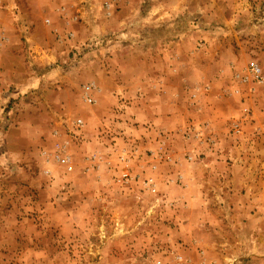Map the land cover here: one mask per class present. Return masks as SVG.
Listing matches in <instances>:
<instances>
[{
	"label": "rangeland",
	"instance_id": "374dc122",
	"mask_svg": "<svg viewBox=\"0 0 264 264\" xmlns=\"http://www.w3.org/2000/svg\"><path fill=\"white\" fill-rule=\"evenodd\" d=\"M0 264H264V0H0Z\"/></svg>",
	"mask_w": 264,
	"mask_h": 264
},
{
	"label": "built area",
	"instance_id": "2783aa9c",
	"mask_svg": "<svg viewBox=\"0 0 264 264\" xmlns=\"http://www.w3.org/2000/svg\"><path fill=\"white\" fill-rule=\"evenodd\" d=\"M249 71H250V75L255 78V79H259L260 78V69L259 67L257 66V64L255 63H252L250 64L249 66ZM125 151H126V148H123V154L120 155V160L119 162L123 163V165H126L127 161H126V154H125ZM43 153L46 155V156H50L48 153H46L45 151H43ZM52 157L57 160L58 162H60L61 164H63L64 166H66L67 169H71V161H70V157L67 153H65L64 151L62 152L59 147L55 149V151L53 152L52 154ZM90 159H93V161H97L98 163L100 162H103L104 158L103 156L98 159V156L95 155L94 158H91ZM123 177L128 179L129 177V174L128 172H124L123 173ZM152 178H148L145 182L147 184V186L150 188L151 186H153V183L151 182ZM153 188V187H152Z\"/></svg>",
	"mask_w": 264,
	"mask_h": 264
}]
</instances>
